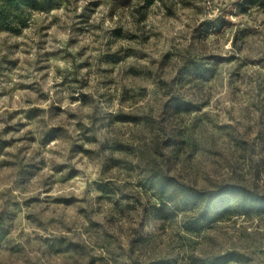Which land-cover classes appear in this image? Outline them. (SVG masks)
I'll list each match as a JSON object with an SVG mask.
<instances>
[{"label": "rangeland", "instance_id": "obj_1", "mask_svg": "<svg viewBox=\"0 0 264 264\" xmlns=\"http://www.w3.org/2000/svg\"><path fill=\"white\" fill-rule=\"evenodd\" d=\"M0 224V264H264V0L0 30Z\"/></svg>", "mask_w": 264, "mask_h": 264}, {"label": "trees", "instance_id": "obj_2", "mask_svg": "<svg viewBox=\"0 0 264 264\" xmlns=\"http://www.w3.org/2000/svg\"><path fill=\"white\" fill-rule=\"evenodd\" d=\"M60 0H0V30H6L12 33H20L26 27L31 12H45L53 9L58 5ZM144 3V7L151 6L155 0H140ZM180 108L178 102L174 101L170 105L171 111ZM214 199L223 206L225 201L221 194L215 195ZM224 203V204H223ZM217 206H214L213 215L220 212ZM227 211V210H223ZM161 219H168L169 214H163L162 210H158ZM222 213V212H221ZM4 229L0 224V242L4 237Z\"/></svg>", "mask_w": 264, "mask_h": 264}]
</instances>
